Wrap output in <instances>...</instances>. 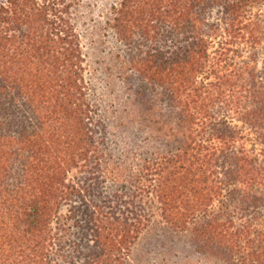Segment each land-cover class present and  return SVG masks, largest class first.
<instances>
[{"label":"trees","instance_id":"trees-1","mask_svg":"<svg viewBox=\"0 0 264 264\" xmlns=\"http://www.w3.org/2000/svg\"><path fill=\"white\" fill-rule=\"evenodd\" d=\"M64 2L0 0V264H124L148 216L120 189L96 200L97 172L122 175ZM114 20L174 113L130 197L191 231L196 264H264V0H122Z\"/></svg>","mask_w":264,"mask_h":264},{"label":"rangeland","instance_id":"rangeland-1","mask_svg":"<svg viewBox=\"0 0 264 264\" xmlns=\"http://www.w3.org/2000/svg\"><path fill=\"white\" fill-rule=\"evenodd\" d=\"M121 1L65 0L61 6L67 8L64 15L69 17L80 43L95 137L106 153L109 168L122 175L112 181L108 174L97 172L96 200L103 201L108 191L120 189L124 198L119 201L123 203L120 210L130 202L136 206L134 210L143 207L148 215L142 217L144 229L124 264H196L190 249L191 231L172 229L163 220L157 203L148 214L146 205L130 197L134 190L129 182H122L123 178L134 180L137 172L130 167L141 165L156 149L174 142L175 135L174 129L170 134L166 127L169 118L173 125V110L163 102L160 89L131 64L129 46L116 30L114 18ZM81 176L88 179L91 174Z\"/></svg>","mask_w":264,"mask_h":264}]
</instances>
